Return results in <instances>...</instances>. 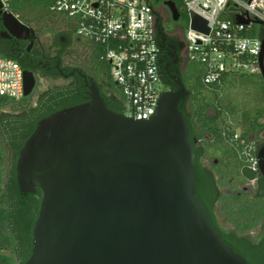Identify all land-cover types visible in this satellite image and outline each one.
Instances as JSON below:
<instances>
[{"label":"water","instance_id":"water-1","mask_svg":"<svg viewBox=\"0 0 264 264\" xmlns=\"http://www.w3.org/2000/svg\"><path fill=\"white\" fill-rule=\"evenodd\" d=\"M173 21L180 16L165 0ZM152 9V36L160 50L157 25L166 15ZM3 27L18 39H36L0 2ZM237 23L249 20L236 18ZM259 55L264 78V23ZM193 29L207 33L206 21L191 15ZM182 58L187 41L182 27ZM163 42V39H162ZM154 57L157 75L159 52ZM90 100L59 109L40 119L19 150L16 182L24 195L42 192L25 264H250L222 239L203 202L196 197V155L179 103L188 91L171 77L175 91L159 92L156 114L132 118L108 108L95 83L77 69ZM24 92L36 78L23 69ZM195 141V139H194Z\"/></svg>","mask_w":264,"mask_h":264},{"label":"trees","instance_id":"trees-1","mask_svg":"<svg viewBox=\"0 0 264 264\" xmlns=\"http://www.w3.org/2000/svg\"><path fill=\"white\" fill-rule=\"evenodd\" d=\"M147 1L154 6L152 0ZM171 1L179 10L183 9L180 0ZM54 2L55 0H11L8 10L21 17L23 13L32 14L36 21H43L55 17L49 11ZM160 24L162 25L161 18ZM158 27L163 30V26ZM261 32V26L257 30L252 26L250 35L260 36ZM90 50L91 56L97 57L93 48L90 47ZM0 57L16 60L24 69L15 56L0 54ZM101 66L108 73L107 65L101 63ZM71 70V66H66L65 72ZM244 75L245 73L226 72L219 81L206 86L203 83L204 66L197 62H185L182 77L179 78L188 91L189 104L186 105L187 100L181 101L179 109L189 125L190 143L196 155V197L203 202L213 227L230 248L242 255L250 264H264V240L262 243H256L247 235H243L258 223L263 213L259 211L254 214V203L247 199H238L237 203H230L219 187L228 175L235 185L241 181L243 175L252 176L250 169L242 168L241 159L244 158L239 153L251 143V137L257 136L263 127L258 123V118L264 113H261L258 105H262L264 87L248 82ZM165 78V82L169 84L168 78ZM67 82L69 83L57 85L45 92L34 111L24 110L17 114L4 112L6 105L18 102L0 95V264H25L31 252L32 228L42 197V192L38 188L35 193L26 195L19 191L15 167L20 148L40 119L59 109L90 100L87 87L77 75L68 78ZM172 86L174 89L177 88L173 83ZM222 86L242 89L248 95L247 101L255 110L251 111L240 104L233 106L232 109L224 106L218 97ZM103 97L108 108L124 112L122 97ZM210 109L214 111L212 115L207 113ZM236 129H240L239 138L233 139ZM205 133L212 135L210 143L203 139ZM210 145L219 150L220 156L224 153L228 155L225 159L219 157L215 171L202 165V158L210 154L207 149ZM220 202L223 204L221 211L231 222L233 229L228 230L219 222L215 206Z\"/></svg>","mask_w":264,"mask_h":264},{"label":"built area","instance_id":"built-area-1","mask_svg":"<svg viewBox=\"0 0 264 264\" xmlns=\"http://www.w3.org/2000/svg\"><path fill=\"white\" fill-rule=\"evenodd\" d=\"M181 1L189 16L188 27L182 30L188 48L186 61L204 66L206 86L226 72L260 73L262 37L252 36L250 31L255 21L264 23V0ZM0 2L8 10L10 0ZM148 6L147 0H55L49 10L60 23L67 21L74 36L107 65L110 79L124 99L123 114L136 119L155 115L159 92L168 91L157 75L154 57L160 50L153 40ZM191 15L206 21L207 33L191 27ZM237 17L249 23H237ZM23 92V68L16 60L0 57V95L19 101ZM252 151L250 143L242 155L249 168L256 170Z\"/></svg>","mask_w":264,"mask_h":264},{"label":"flooded vegetation","instance_id":"flooded-vegetation-1","mask_svg":"<svg viewBox=\"0 0 264 264\" xmlns=\"http://www.w3.org/2000/svg\"><path fill=\"white\" fill-rule=\"evenodd\" d=\"M164 1L165 0H152L157 11H159L160 9L164 11L166 15L165 20L167 23L166 26H163L160 24L161 17L157 18V25L163 26L164 32V37H160L158 35L160 37L158 72L162 82L167 86L168 91H175L177 88H173L172 83L175 84V82L171 77L176 75L177 77L181 78L184 64L187 61L182 58V50L184 48L182 35L176 36L174 34V31L172 30V27L175 26L178 21H186L188 15L185 10L180 9L179 19L177 21H173L169 9L163 3ZM15 16L21 23L31 27L35 31L37 37L34 40L18 39L12 36L3 27V23L0 19V54H10L15 56L16 59L20 61L24 66V69L32 71L36 78L35 88L37 86V82L40 79H47L53 82H56L59 79L67 81L68 78L75 75H77L84 83L85 80L76 72L69 77H63L62 74L69 73L65 72L66 66H71V71L77 69L86 76V79L93 81L102 97L117 96L118 98H121L116 90L115 84L111 81L109 74L102 68L101 63L103 62L98 60L95 56H91L90 47L82 43L78 37L74 36L73 27L70 26L67 21L64 23H60L63 27L61 29L59 28V32L54 36L52 42L46 45L43 41L42 34L45 31L51 30V27H48L51 26V24H40V26H45L40 30L33 27L34 25L28 22L24 17L18 15ZM71 54H75L78 56L79 63H70L67 61ZM165 77L168 78L169 84L165 82ZM261 78L264 81V78L262 76ZM57 85L61 84H55L51 88ZM48 90L39 93L37 95V100L24 108L25 111H34V109L38 107L40 99ZM32 96L33 93L27 97L23 96L19 101L28 100ZM188 96L189 95L181 100H187L186 105L189 104V99H187L189 98ZM262 105L264 106V92L262 96ZM258 123L263 126L262 130L257 136L251 137V143L253 144V156L257 168L256 170H252L246 164L245 160L241 159L242 168L246 167L250 169V171L252 172V176L245 177L243 175L242 178L243 180H245V184L238 191L233 190L235 188H232V186H234L235 184L234 182H232V179H230L231 185L228 188H225L223 194L228 197L227 201L232 204L237 203L238 199H247L248 201L254 203V214L258 213L259 211L263 213V216L260 218L258 223L243 234L247 235L256 243H262V241L264 240V114L258 118ZM239 133L240 129H236L238 138ZM209 135L211 134L209 133ZM211 138L212 135L209 139ZM209 142L211 141L209 140ZM241 142L243 143V141ZM211 146L212 145L208 147L209 151L212 150ZM211 152L208 156H204L202 158V165L211 171H215L219 164V157L220 159H225L226 157H228V155L224 153L221 156H217L214 153L211 154ZM239 154H242V151ZM218 210V203H216L215 211L217 215ZM225 227L228 230L233 229V226Z\"/></svg>","mask_w":264,"mask_h":264},{"label":"rangeland","instance_id":"rangeland-1","mask_svg":"<svg viewBox=\"0 0 264 264\" xmlns=\"http://www.w3.org/2000/svg\"><path fill=\"white\" fill-rule=\"evenodd\" d=\"M11 1V0H10ZM181 2V8H182V1L180 0ZM10 3V2H9ZM23 17L26 18V20L30 23H32L36 29H42L43 27L45 26H40V24L44 23V24H51V26H48V27H51V30H48V31H45L43 32L42 36H43V41L46 45L50 44L54 38V36L59 32V28L61 29L63 26H61L60 22H59V19L57 17H51V19H48L46 18L45 20L43 21H36V19L34 18V16L32 14H27V13H23ZM188 21H189V16L187 17V20L186 21H178L176 24H179L181 27H182V30H186L187 27H188ZM166 20H163L162 21V25L163 26H166ZM254 28L257 30L260 28L259 25L257 24H254L253 25ZM175 29V26L172 27V30ZM78 46H81V45H78ZM80 60V59H79ZM68 62L70 63H79L78 62V56L75 55V54H71L69 56V58L67 59ZM190 64V63H189ZM244 77L246 78V80L248 82H251V83H256L255 85H262L264 87V81L262 80L260 74H249V73H245ZM67 81L65 80H61L59 79L58 81L56 82H53V81H50V80H42L40 79L38 82H37V86L35 88V90L33 91V96L28 99V100H24V101H17L18 103H15L13 105H6L4 107V112H7V113H13V114H17V113H21L23 112L29 104H32L34 103L36 100H37V95L39 93H41L42 91H45V90H48L49 88H51L53 85L55 84H64L66 83ZM256 88V87H255ZM219 97V100L220 102L226 106L227 108H231L233 106H236V105H241V106H244V107H248L251 111L255 110V107H251L250 105V102L247 101V97L248 95H246L245 92L242 91V89L240 88H229L227 86H222L221 87V92H220V95L218 96ZM31 102V103H30ZM258 108L260 109L261 113H264V106L263 105H258ZM213 110L210 109V110H207V113L209 115H212L213 114ZM211 137V135H209V133H205L203 135V139L207 142L209 141V138ZM210 143V142H209ZM207 145V144H206ZM208 149V148H207ZM212 152L211 154H215V155H220V152L218 149L216 148H211ZM231 177L230 175H228L223 184L220 185V190L223 192L225 190V188H228L230 185H231V182H230V178ZM216 178H218L216 176ZM241 181L236 184L235 186H232V188H235L233 189L234 191H238L244 184H245V180H243L242 178L240 179ZM223 207V204L220 202L218 203V218H219V222L224 225V226H232L231 222L229 220L226 219V216L222 213L221 211V208Z\"/></svg>","mask_w":264,"mask_h":264}]
</instances>
